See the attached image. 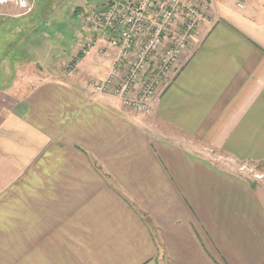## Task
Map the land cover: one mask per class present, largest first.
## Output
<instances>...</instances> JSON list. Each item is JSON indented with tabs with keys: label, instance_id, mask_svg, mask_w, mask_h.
<instances>
[{
	"label": "crops",
	"instance_id": "0c3cea01",
	"mask_svg": "<svg viewBox=\"0 0 264 264\" xmlns=\"http://www.w3.org/2000/svg\"><path fill=\"white\" fill-rule=\"evenodd\" d=\"M15 1L1 6L22 27L0 62V264H264V0H207L146 115L87 88L114 57L101 39L64 74L92 34L88 0H44L81 26L57 59L37 0Z\"/></svg>",
	"mask_w": 264,
	"mask_h": 264
},
{
	"label": "built area",
	"instance_id": "2783aa9c",
	"mask_svg": "<svg viewBox=\"0 0 264 264\" xmlns=\"http://www.w3.org/2000/svg\"><path fill=\"white\" fill-rule=\"evenodd\" d=\"M248 1L236 0L237 8ZM207 13L205 0H110L102 7H89L80 18L92 34L83 47H76L81 55L66 69L75 72L101 39L114 57L106 77L89 82L87 88L93 95L118 100L132 113L146 115L179 73L201 23L211 18Z\"/></svg>",
	"mask_w": 264,
	"mask_h": 264
},
{
	"label": "rangeland",
	"instance_id": "374dc122",
	"mask_svg": "<svg viewBox=\"0 0 264 264\" xmlns=\"http://www.w3.org/2000/svg\"><path fill=\"white\" fill-rule=\"evenodd\" d=\"M13 0H6V1H2L0 0V62H1V58H8L7 60H12V54L14 55L15 50L13 49H8L5 50L4 52L2 51L3 49L6 48L7 45V41L6 39H8L9 37H11L12 35H9L8 33V29L16 27V26H20L22 27V25L20 24L21 21L18 19H13L11 18L10 14L7 12L6 9H2L1 6L11 3ZM105 0H88L86 2L87 5L90 6H101L100 4L104 3ZM206 5L208 6V15L212 14V6L210 5V3L205 0ZM13 3V2H12ZM14 3H16L19 7L21 8H25V9H29L28 8V4L25 3L24 0H16ZM59 4V3H58ZM69 3H63L62 4V8H54L55 6V2H44V0H37L34 3V7H35V12L37 13L36 17L34 18L36 21H39L36 25V27L40 28V31L42 33L39 34L42 43H43V47L45 48V44H47V46H50V57L57 59L58 55L60 56V54H65L66 52L69 51L68 47L71 43V31L72 29L75 28H80L81 26L83 27V25L79 24V21L76 17H74L73 19H70L67 15V11L66 9V5H68ZM87 9V8H86ZM85 9V10H86ZM84 12V11H83ZM209 17V18H210ZM79 20L81 21V18H79ZM210 19H208L207 21L209 22ZM84 28V27H83ZM85 29V28H84ZM11 39V38H10ZM84 41L81 43L77 44V48L78 46L82 45L83 47ZM8 46V45H7ZM76 48V49H77ZM3 52V53H1ZM18 53V52H17ZM79 53V51H78ZM78 53H75L71 60H66V62L62 63L61 68L63 69L64 74L70 75L73 74L74 72L69 73L67 71V67L69 64H71L74 60H76V57H80V55H78ZM7 62V61H6ZM70 66V65H69ZM4 68L0 69V88H2L6 81L4 75H3V70ZM14 69V67H13ZM20 69V70H18ZM16 70H18V72L16 73ZM25 71H28L27 68L24 67L23 68H18L15 66V78H19L20 76H22L21 71L23 73ZM96 73V71H92V74ZM19 81V80H16ZM20 82V81H19ZM252 175V174H251Z\"/></svg>",
	"mask_w": 264,
	"mask_h": 264
}]
</instances>
